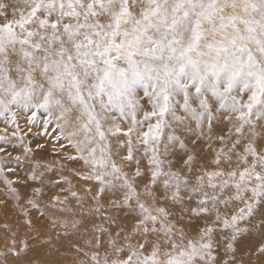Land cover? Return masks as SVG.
Listing matches in <instances>:
<instances>
[{"label":"snow or ice","instance_id":"snow-or-ice-1","mask_svg":"<svg viewBox=\"0 0 264 264\" xmlns=\"http://www.w3.org/2000/svg\"><path fill=\"white\" fill-rule=\"evenodd\" d=\"M0 117V204L79 232V264H245L264 238V0H0ZM33 126L67 154L35 159Z\"/></svg>","mask_w":264,"mask_h":264},{"label":"rangeland","instance_id":"rangeland-1","mask_svg":"<svg viewBox=\"0 0 264 264\" xmlns=\"http://www.w3.org/2000/svg\"><path fill=\"white\" fill-rule=\"evenodd\" d=\"M19 123L23 127L21 121ZM3 127L0 125V128ZM24 127L21 128L25 130L23 133H28V126ZM38 131L40 129L33 126L32 132L26 136L33 149L35 147L32 143L35 142ZM51 140L53 143V138ZM6 147L11 152L8 149L9 146ZM53 147L62 151L54 143ZM190 147L193 146L190 144ZM196 150L200 154L201 160L208 164L211 153L203 145L197 147ZM16 155L19 154L12 152V157ZM209 166L211 167V165ZM13 167H16L14 163ZM24 173L23 168H16V171L9 175L10 178L15 179L17 175L22 176ZM2 190V185H0V191ZM26 194L29 193L26 192ZM0 199L3 197L0 196ZM26 208L29 209L27 218L32 221L31 228L24 223L26 217L23 215L22 209ZM13 241H15L14 244ZM83 242L84 239L79 232L71 228L52 227L47 219L40 217L38 212L30 209L23 201L19 206L11 200L0 204V264H79L81 260L86 259L82 253L76 251V248L81 246ZM262 243H264V238L258 234H247L241 237L237 244L238 258L242 259L245 264H264V257L254 255ZM24 244L27 247L25 251L20 252L19 249ZM10 249L19 254L14 255Z\"/></svg>","mask_w":264,"mask_h":264},{"label":"bare ground","instance_id":"bare-ground-1","mask_svg":"<svg viewBox=\"0 0 264 264\" xmlns=\"http://www.w3.org/2000/svg\"><path fill=\"white\" fill-rule=\"evenodd\" d=\"M21 118L22 119L20 121H21L23 127L24 126H28L26 116L22 115ZM0 125L5 127V124L3 122V118L2 117H0ZM20 127L23 128L21 125H20ZM24 129H25V127H24ZM24 129H22V133L25 131ZM51 139H52V137H44V136L36 135L35 142L32 143L33 147H35L34 149L32 148L33 151H34V158L35 159L41 160V161H44V162H53L56 159H58V157L56 155H54V153H62V151H59L58 148L53 147V143H52ZM25 142L28 143V139H27L26 136H25ZM37 143L43 144L44 147L40 148V149H37L36 148ZM8 149L11 150V152L17 153V154H20L23 151V149L20 148V147L13 148L10 145H9ZM68 151L71 152V149H69ZM62 154H67V153H62ZM25 167H27V165H25ZM68 168H73V169H77V170H83L81 168V164L79 162H73V163L68 164ZM24 175H25V173L22 176H24ZM65 175H70V173L67 171V169H65ZM72 179H73L74 183L77 182L75 177H72ZM29 183H31V182H29ZM25 191L30 193L31 189L30 188H26Z\"/></svg>","mask_w":264,"mask_h":264}]
</instances>
